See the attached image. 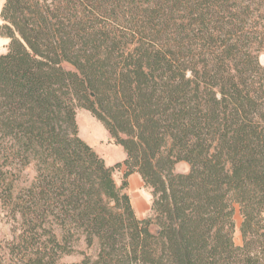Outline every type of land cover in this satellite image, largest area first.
<instances>
[{"label":"trees","instance_id":"16d2710c","mask_svg":"<svg viewBox=\"0 0 264 264\" xmlns=\"http://www.w3.org/2000/svg\"><path fill=\"white\" fill-rule=\"evenodd\" d=\"M0 21L11 264H60L80 240L95 257L71 264H264V0H5ZM78 109L122 162L80 138Z\"/></svg>","mask_w":264,"mask_h":264},{"label":"rangeland","instance_id":"374dc122","mask_svg":"<svg viewBox=\"0 0 264 264\" xmlns=\"http://www.w3.org/2000/svg\"><path fill=\"white\" fill-rule=\"evenodd\" d=\"M5 0H0V11ZM2 22L0 21V24ZM8 40L0 38V54L6 52ZM264 50V49H263ZM259 62L264 66V51L259 55ZM79 136L87 144L94 145L96 153L106 162H117L124 158V151L120 146L114 145L113 140L107 134L106 130L103 128L100 122H98L94 117L91 116L89 112L83 109H78L76 114ZM100 152V153H99ZM105 162V163H106ZM108 166V164L106 163ZM114 165V164H113ZM112 165V166H113ZM188 170L185 164H180L176 167L177 172H186ZM124 167L117 168L114 173V178L119 184L123 179ZM24 174L26 175V180L30 181L34 176L33 170L27 169ZM130 182V183H129ZM128 188L127 194L131 199V206L135 216L141 212L142 215H146L150 208L151 195L150 191L144 188L138 180V178L127 179ZM139 212V213H138ZM234 230H233V241L235 245L240 246L242 244V237L240 234V225L242 222V217L239 213L238 207H235L234 216ZM154 228L152 232L155 233ZM158 230V228H156ZM159 231V230H158ZM12 240V224L8 221L5 213L0 209V264H11L8 261L10 257H7L9 252L10 242ZM74 254L70 256H64L60 260V264H71L78 263L83 259V254L89 255L92 259L96 254V246L91 249H87L86 245L82 240L77 242Z\"/></svg>","mask_w":264,"mask_h":264},{"label":"crops","instance_id":"0c3cea01","mask_svg":"<svg viewBox=\"0 0 264 264\" xmlns=\"http://www.w3.org/2000/svg\"><path fill=\"white\" fill-rule=\"evenodd\" d=\"M108 134V133H107ZM90 146L94 149V150H97V149H95L94 148V145H92V144H90ZM98 151V150H97ZM100 153V152H99ZM125 159V153H124V158L121 160V161H117V162H106L107 164H108V166H112L113 164H115V163H118V162H122L123 160ZM131 178H134V179H136V178H138V180H140V182H141V184H142V186H143V183H142V180H141V178H140V176L138 175V174H132V175H130L129 177H128V180H130ZM130 183V182H129ZM131 200V199H130ZM139 213V212H138ZM148 213H149V210H148ZM148 213L144 216V215H142L141 214V212L139 213V214H137L138 215V219H143V218H145L147 215H148Z\"/></svg>","mask_w":264,"mask_h":264},{"label":"water","instance_id":"95a60500","mask_svg":"<svg viewBox=\"0 0 264 264\" xmlns=\"http://www.w3.org/2000/svg\"><path fill=\"white\" fill-rule=\"evenodd\" d=\"M91 96H93V95H91ZM154 230H155L154 231L155 232L154 234H158L159 233V231L156 228Z\"/></svg>","mask_w":264,"mask_h":264}]
</instances>
